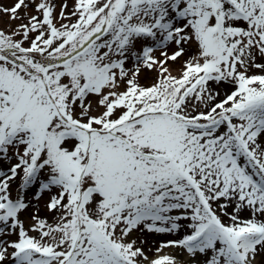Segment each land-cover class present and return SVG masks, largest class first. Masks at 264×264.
Masks as SVG:
<instances>
[{
    "label": "snow or ice",
    "instance_id": "1",
    "mask_svg": "<svg viewBox=\"0 0 264 264\" xmlns=\"http://www.w3.org/2000/svg\"><path fill=\"white\" fill-rule=\"evenodd\" d=\"M0 264H264V0H0Z\"/></svg>",
    "mask_w": 264,
    "mask_h": 264
},
{
    "label": "rangeland",
    "instance_id": "2",
    "mask_svg": "<svg viewBox=\"0 0 264 264\" xmlns=\"http://www.w3.org/2000/svg\"><path fill=\"white\" fill-rule=\"evenodd\" d=\"M69 7H71V0H69ZM16 23H20V21H17ZM142 83H144L145 81H141ZM152 238H150L151 240ZM159 240H163L165 238L163 237H160V238H157ZM159 244L155 245L151 251H149L147 254L149 256L150 259H154L156 258L157 256H163V255H172L173 254V249L169 248V249H163L162 251H160L159 253H157L155 251V247H158Z\"/></svg>",
    "mask_w": 264,
    "mask_h": 264
},
{
    "label": "bare ground",
    "instance_id": "3",
    "mask_svg": "<svg viewBox=\"0 0 264 264\" xmlns=\"http://www.w3.org/2000/svg\"><path fill=\"white\" fill-rule=\"evenodd\" d=\"M185 259H186V257H185Z\"/></svg>",
    "mask_w": 264,
    "mask_h": 264
}]
</instances>
